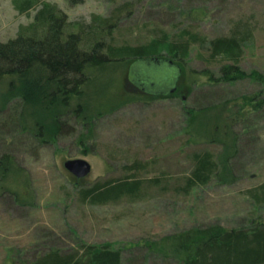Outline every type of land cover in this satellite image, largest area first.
<instances>
[{
  "label": "rangeland",
  "instance_id": "374dc122",
  "mask_svg": "<svg viewBox=\"0 0 264 264\" xmlns=\"http://www.w3.org/2000/svg\"><path fill=\"white\" fill-rule=\"evenodd\" d=\"M14 1L19 0H0V44L15 39L40 9L19 14ZM38 2L56 6L69 23L118 18L107 41L115 48L139 47L163 36L182 43L185 33L204 43L190 46L178 63L183 78L175 95L160 84L156 95L131 86L127 63L90 73L99 97L105 95L102 101L116 99L103 104L100 116L84 111L77 118L76 102L52 109L53 114L47 106L27 108L7 94V82L0 85V160L10 159L0 163V264H34L53 252L80 255L82 245L121 251L122 264H174L150 254L146 244L192 227L264 225V106L253 112L249 103L264 99L262 86L249 79L216 85L200 76L208 71L218 77L226 64L207 61L209 42L247 32L239 66L247 74H264V0H83L72 8L64 0ZM91 85L83 92L92 93ZM134 96L136 101L122 106ZM25 107L46 128L41 140L17 126ZM59 117L62 127L54 135ZM204 153L219 172L206 185L186 190L194 157ZM70 160L87 162L88 177L68 174L63 165ZM222 170L228 172L226 182ZM129 176L141 181L136 196L105 205L80 198L95 184Z\"/></svg>",
  "mask_w": 264,
  "mask_h": 264
},
{
  "label": "trees",
  "instance_id": "16d2710c",
  "mask_svg": "<svg viewBox=\"0 0 264 264\" xmlns=\"http://www.w3.org/2000/svg\"><path fill=\"white\" fill-rule=\"evenodd\" d=\"M64 2L72 8L81 5L83 0ZM13 4L19 14H26L38 5L40 9L36 12L34 22L22 29L15 39L0 44V85L7 82V94L16 96L27 108L30 103L42 108L47 106L45 111H49V114L54 113L52 109L61 111L70 108L72 102H76L77 118L84 111L97 116L103 114L100 113L103 104L113 103L116 99L107 97L106 101H102L105 95L99 97L100 91L91 85L94 80L90 79V73L104 72L109 65L115 63L129 64L128 82L138 90V79L142 76L148 83L176 87L183 78L178 63L186 60L190 46L197 44L202 47L204 43L197 36L185 33L187 38L182 43L171 42L167 36H163L147 45L115 48L107 44L119 20L114 16L107 19L94 16L90 24H75L69 23L67 17L54 5L39 4L38 0H19ZM69 29L72 31L69 32ZM249 36L248 32L242 35L232 34L229 38L209 42L207 61L215 62L220 59L226 64L220 67L218 77L208 71L200 73V76L216 85L249 79L261 85L264 92V74L257 71L247 74L239 66L242 47ZM135 65L139 67L133 70ZM143 66L146 67L141 68ZM88 85L92 86L90 96L83 92ZM107 86H102V90ZM135 98H125L122 106L133 103ZM255 102L253 99L249 100L253 112L264 106V99ZM26 107L20 111L17 126L22 128V132L41 140L47 134L46 128L41 125L43 123L39 124L33 111ZM221 108L218 107L215 112L219 114ZM216 116L219 117L220 114ZM59 119L60 117L55 123L54 135L59 134L62 127ZM216 122L219 124L218 120ZM210 124L208 120L204 132ZM232 143H235L233 137ZM3 161L10 162V159L3 157L0 163ZM194 164L186 190L206 185L219 172L218 164L207 153L196 155ZM226 164H223L224 169ZM131 168L135 169L137 165ZM227 174L222 170V181L226 182ZM140 186L141 181L129 176L121 181L95 184L80 192V198L93 205H105L117 202L122 197L136 196ZM260 188L264 190V184ZM146 245L150 254L153 252L158 258L171 259L174 264H264V225L257 224L246 230H225L220 226L192 227ZM79 250L80 255L79 251L72 255L49 253L34 264H122L121 251L111 250L107 246L97 248L82 245Z\"/></svg>",
  "mask_w": 264,
  "mask_h": 264
},
{
  "label": "water",
  "instance_id": "95a60500",
  "mask_svg": "<svg viewBox=\"0 0 264 264\" xmlns=\"http://www.w3.org/2000/svg\"><path fill=\"white\" fill-rule=\"evenodd\" d=\"M156 62V61H155ZM158 63V62H156ZM139 67L138 65H135L133 66V70H136V68ZM146 66H143L141 68H144ZM142 79H138V87L139 89L142 91V92H152V93H155V95L159 92H155L154 88L157 86V84H160V83H148L149 81H147V79L142 76L141 77ZM165 86V89L164 90H167V87H172L170 90H169V93L173 94V91L175 92L176 88L175 86H166V85H163ZM163 90V92H164ZM162 92V93H163ZM185 100V99H183ZM65 171L70 174L74 179L76 180H82V179H85L86 177H88V175L90 174V165L83 161V160H70V161H67L64 163L63 165Z\"/></svg>",
  "mask_w": 264,
  "mask_h": 264
},
{
  "label": "flooded vegetation",
  "instance_id": "af4514ba",
  "mask_svg": "<svg viewBox=\"0 0 264 264\" xmlns=\"http://www.w3.org/2000/svg\"><path fill=\"white\" fill-rule=\"evenodd\" d=\"M173 93H174V91H173Z\"/></svg>",
  "mask_w": 264,
  "mask_h": 264
}]
</instances>
